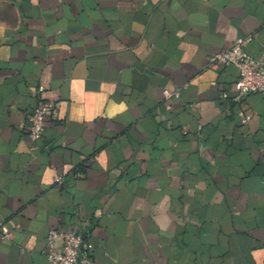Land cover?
Returning a JSON list of instances; mask_svg holds the SVG:
<instances>
[{"label": "crops", "instance_id": "0c3cea01", "mask_svg": "<svg viewBox=\"0 0 264 264\" xmlns=\"http://www.w3.org/2000/svg\"><path fill=\"white\" fill-rule=\"evenodd\" d=\"M248 36L264 61V0H0V264H50L53 228L97 264H264V94L211 65Z\"/></svg>", "mask_w": 264, "mask_h": 264}, {"label": "built area", "instance_id": "2783aa9c", "mask_svg": "<svg viewBox=\"0 0 264 264\" xmlns=\"http://www.w3.org/2000/svg\"><path fill=\"white\" fill-rule=\"evenodd\" d=\"M252 36L239 37L228 48L211 57V65L231 64L238 68L239 79L236 82L238 97L244 99L251 93L264 94V61L257 59L247 51ZM168 93V92H167ZM49 108L38 104L28 116V137L32 141L40 139L45 131ZM243 123L251 120L252 115L240 111ZM62 182L63 177L57 178ZM0 236L12 237V232L0 223ZM61 243L60 249H57ZM47 253L50 264H97L84 233L76 230L51 229L47 238Z\"/></svg>", "mask_w": 264, "mask_h": 264}, {"label": "clouds", "instance_id": "9594fccd", "mask_svg": "<svg viewBox=\"0 0 264 264\" xmlns=\"http://www.w3.org/2000/svg\"><path fill=\"white\" fill-rule=\"evenodd\" d=\"M122 107H123V106H121V109H122ZM121 109H116V110H114V111H118V110H121ZM112 114H114V112H113ZM88 119H92V115H91V114H89Z\"/></svg>", "mask_w": 264, "mask_h": 264}]
</instances>
